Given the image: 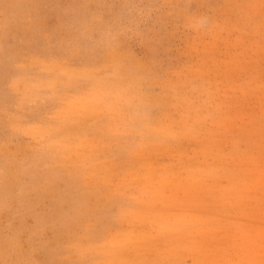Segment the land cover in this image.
Here are the masks:
<instances>
[{
	"label": "rangeland",
	"instance_id": "1",
	"mask_svg": "<svg viewBox=\"0 0 264 264\" xmlns=\"http://www.w3.org/2000/svg\"><path fill=\"white\" fill-rule=\"evenodd\" d=\"M0 264H264V0H0Z\"/></svg>",
	"mask_w": 264,
	"mask_h": 264
},
{
	"label": "clouds",
	"instance_id": "2",
	"mask_svg": "<svg viewBox=\"0 0 264 264\" xmlns=\"http://www.w3.org/2000/svg\"><path fill=\"white\" fill-rule=\"evenodd\" d=\"M206 23H207L206 19L200 21L201 26H204Z\"/></svg>",
	"mask_w": 264,
	"mask_h": 264
},
{
	"label": "bare ground",
	"instance_id": "3",
	"mask_svg": "<svg viewBox=\"0 0 264 264\" xmlns=\"http://www.w3.org/2000/svg\"><path fill=\"white\" fill-rule=\"evenodd\" d=\"M113 200V199H112ZM126 207V206H125ZM136 208V207H135ZM124 213V212H123ZM138 213V212H137ZM119 238V237H118ZM127 255V254H126ZM147 255V254H146ZM163 256V255H162Z\"/></svg>",
	"mask_w": 264,
	"mask_h": 264
}]
</instances>
